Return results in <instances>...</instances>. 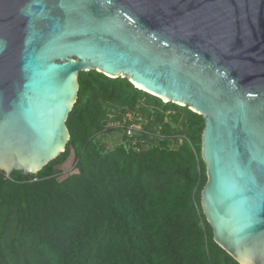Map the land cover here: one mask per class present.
I'll use <instances>...</instances> for the list:
<instances>
[{
	"label": "water",
	"instance_id": "water-1",
	"mask_svg": "<svg viewBox=\"0 0 264 264\" xmlns=\"http://www.w3.org/2000/svg\"><path fill=\"white\" fill-rule=\"evenodd\" d=\"M93 69L204 117L213 240L239 264H264V0H0L7 178L65 150L78 75Z\"/></svg>",
	"mask_w": 264,
	"mask_h": 264
},
{
	"label": "trees",
	"instance_id": "trees-1",
	"mask_svg": "<svg viewBox=\"0 0 264 264\" xmlns=\"http://www.w3.org/2000/svg\"><path fill=\"white\" fill-rule=\"evenodd\" d=\"M78 84L65 150L33 174L0 170V264H239L201 206L204 117L127 77Z\"/></svg>",
	"mask_w": 264,
	"mask_h": 264
},
{
	"label": "rangeland",
	"instance_id": "rangeland-1",
	"mask_svg": "<svg viewBox=\"0 0 264 264\" xmlns=\"http://www.w3.org/2000/svg\"><path fill=\"white\" fill-rule=\"evenodd\" d=\"M134 127H136V125H134ZM121 140H120V138L119 137H117V136H110L109 135V137L107 138V145H108V147H110V148H112V147H114V145L116 144V143H119ZM71 167V166H70ZM70 167L67 169V170H69L70 169Z\"/></svg>",
	"mask_w": 264,
	"mask_h": 264
},
{
	"label": "built area",
	"instance_id": "built-area-1",
	"mask_svg": "<svg viewBox=\"0 0 264 264\" xmlns=\"http://www.w3.org/2000/svg\"><path fill=\"white\" fill-rule=\"evenodd\" d=\"M134 125H129L128 130H127V133L128 134L131 133V131L133 130L132 128L134 127Z\"/></svg>",
	"mask_w": 264,
	"mask_h": 264
},
{
	"label": "bare ground",
	"instance_id": "bare-ground-1",
	"mask_svg": "<svg viewBox=\"0 0 264 264\" xmlns=\"http://www.w3.org/2000/svg\"><path fill=\"white\" fill-rule=\"evenodd\" d=\"M135 84H136V86H137V87H140V88H142V86H141V85H139L138 83H135ZM162 99H163L164 101H167V97H165V96H163V97H162Z\"/></svg>",
	"mask_w": 264,
	"mask_h": 264
}]
</instances>
